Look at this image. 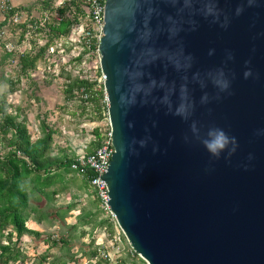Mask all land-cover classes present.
<instances>
[{"label": "water", "instance_id": "water-1", "mask_svg": "<svg viewBox=\"0 0 264 264\" xmlns=\"http://www.w3.org/2000/svg\"><path fill=\"white\" fill-rule=\"evenodd\" d=\"M103 22V179L131 248L146 264H264V0H105ZM193 121L202 137H235L236 152L211 156Z\"/></svg>", "mask_w": 264, "mask_h": 264}, {"label": "rangeland", "instance_id": "rangeland-1", "mask_svg": "<svg viewBox=\"0 0 264 264\" xmlns=\"http://www.w3.org/2000/svg\"><path fill=\"white\" fill-rule=\"evenodd\" d=\"M18 7L26 16V23H50L67 0H25ZM5 12L0 8V122L3 115L15 117L23 123L31 141L38 139L40 124L55 130L50 157L64 160L82 155L93 140L94 129L102 134L107 125V113L100 122H92V109L80 99L66 101L64 84L66 75L96 79L100 70L96 53L86 55L81 63L71 62L80 48L46 52L37 61L36 69L19 75L18 57L29 53L34 56L47 42L45 34L30 31L23 38L21 29L2 25ZM29 24V25H30ZM74 39V37H73ZM9 81L14 84L10 93ZM100 85V84H99ZM104 92V91H103ZM10 135L0 138V159L11 151ZM59 178L40 191L34 183L27 187L25 232L17 243L20 258L14 264H146L131 248L115 219L104 213L90 189L82 184L75 173L60 171ZM33 189L32 191H30ZM12 229H5L4 235ZM2 245H6L3 238ZM15 241V234L12 242ZM96 252L97 260L91 258ZM99 261V262H98Z\"/></svg>", "mask_w": 264, "mask_h": 264}, {"label": "trees", "instance_id": "trees-1", "mask_svg": "<svg viewBox=\"0 0 264 264\" xmlns=\"http://www.w3.org/2000/svg\"><path fill=\"white\" fill-rule=\"evenodd\" d=\"M51 0L44 4V7H49ZM83 0H67L65 7L58 11L59 17L50 23H43L34 21L30 24L31 29L27 27L29 24L24 23L17 25L21 29L19 33L21 38L27 32L36 31L37 33L45 34L47 42L40 47L38 53L31 56L29 53L22 54L18 57L17 65L21 76L27 75L36 69L37 61L43 59L44 54L48 52L57 41L66 40L71 33L72 28L83 22L84 9ZM16 9L6 11L3 19V27L7 26V21ZM95 44L91 50L95 53ZM81 50V49H80ZM69 53L70 48L67 50ZM89 55V51L85 48L81 50L76 58L71 59V62L81 63L82 58ZM97 77L100 74V70ZM14 84L9 81V92H14ZM80 99L85 103L86 107L92 109V122H100L107 113V107L103 101L104 92L103 87L99 85L96 79L72 77L70 74L66 75L64 84V97L66 101L75 98ZM86 97V98H84ZM3 120L0 122V138H5L10 135L9 146L12 151L0 159V264H14L19 258V252L16 248L17 243L25 232H28L25 227L27 218L26 210L30 208L27 196L30 183H34L40 191L53 184L60 176V171L65 173L77 174L82 184L88 187L95 198V191L89 186V180L93 174L89 169L72 170L71 164L75 161L77 155L58 160L56 157L51 158L52 140L55 135V130L48 128L44 123L40 124L41 136L35 141H31L28 131L23 123L16 122L15 117L10 115H3ZM103 133L99 134V129H94L93 140L85 147L84 155L92 154L101 144ZM31 189L30 191H32ZM97 201V200H95ZM12 231L4 235L7 228ZM15 234V241L12 242V236ZM5 239L6 245H2V239ZM91 258L97 260L96 252L91 254ZM99 262V261H98Z\"/></svg>", "mask_w": 264, "mask_h": 264}, {"label": "built area", "instance_id": "built-area-1", "mask_svg": "<svg viewBox=\"0 0 264 264\" xmlns=\"http://www.w3.org/2000/svg\"><path fill=\"white\" fill-rule=\"evenodd\" d=\"M82 3L85 14L83 22L75 25L72 28L68 38L64 41H57L52 47H50L49 51H64V48L68 46V48H70L71 50H74L76 48H80L81 50H83L85 48L87 51H89V54H93L91 48L93 44H95L96 48L94 52L100 60L98 46L103 36V15L105 0H83ZM0 8L3 12L11 10V7L9 6L7 0H0ZM26 19L27 18L25 15L21 13H14L12 17L8 19L7 26H19L26 23ZM45 22L46 18L43 19V22L40 21V25ZM27 27H29V29L32 28L31 25H28ZM97 80L103 87L106 78L101 72ZM103 101L106 107H108L105 92ZM106 119L107 125L106 129H104L103 131L104 135L102 137L100 146L92 154L84 155L83 153L82 155H78L75 158V161L71 164L70 168L72 170L89 169L92 172L93 176L89 180V186L95 191V198L98 201L101 210L109 215L112 219H115L108 206V185L103 179L107 173V169L114 152V148L112 145L111 127L108 118Z\"/></svg>", "mask_w": 264, "mask_h": 264}, {"label": "clouds", "instance_id": "clouds-1", "mask_svg": "<svg viewBox=\"0 0 264 264\" xmlns=\"http://www.w3.org/2000/svg\"><path fill=\"white\" fill-rule=\"evenodd\" d=\"M254 3V0H248V4L251 6ZM242 9H237V15L240 14ZM212 52H209V55H211ZM229 59H232L231 55L228 57ZM250 63L249 61H246V65ZM210 75H212L210 73ZM244 78L247 79L250 76H252V71L249 69L244 72ZM196 79V77H194ZM213 81L215 86H217L220 91H226L229 88V81L227 80L225 73L223 69H220L217 71L215 76L213 77ZM153 86H155V81L152 82ZM186 89L182 88V93H185ZM184 98V97H183ZM119 100L121 103L125 102V98L123 95H120ZM166 100V98H165ZM208 101V96L205 94L201 98V103H206ZM187 105L182 103L176 110L175 114L183 117L185 120L189 118L190 112L188 110ZM131 126V125H129ZM191 132L193 136L198 139L204 148L207 150L208 153H210L211 156L219 159L221 156V153H224L227 151V158H230L237 149V141L235 137H230L222 128L218 127H211L208 129L205 136L200 135V130L197 127V124L195 121L192 122L191 126ZM188 137H185V140L187 141ZM144 145V141H141V146Z\"/></svg>", "mask_w": 264, "mask_h": 264}, {"label": "crops", "instance_id": "crops-1", "mask_svg": "<svg viewBox=\"0 0 264 264\" xmlns=\"http://www.w3.org/2000/svg\"><path fill=\"white\" fill-rule=\"evenodd\" d=\"M9 6L11 7V9H18V7L20 6H25L26 1L25 0H7Z\"/></svg>", "mask_w": 264, "mask_h": 264}]
</instances>
